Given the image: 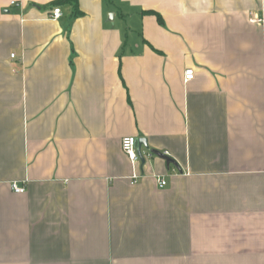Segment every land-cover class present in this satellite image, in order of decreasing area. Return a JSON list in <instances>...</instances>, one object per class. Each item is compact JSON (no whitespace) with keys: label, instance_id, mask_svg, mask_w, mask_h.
Returning <instances> with one entry per match:
<instances>
[{"label":"crops","instance_id":"crops-1","mask_svg":"<svg viewBox=\"0 0 264 264\" xmlns=\"http://www.w3.org/2000/svg\"><path fill=\"white\" fill-rule=\"evenodd\" d=\"M57 1L0 0V264H264V0Z\"/></svg>","mask_w":264,"mask_h":264},{"label":"built area","instance_id":"built-area-1","mask_svg":"<svg viewBox=\"0 0 264 264\" xmlns=\"http://www.w3.org/2000/svg\"><path fill=\"white\" fill-rule=\"evenodd\" d=\"M15 3H13L14 5ZM63 14H62V10L58 7L54 8L51 12V18L53 20H60L62 18ZM11 58L14 59L15 58V54H11ZM195 77V72L194 70L188 69L185 72V81H192ZM121 146H122V151L124 153V155L129 159V161H131L133 166H136L137 164L142 163V161H147L149 159H151L152 157H154V154L151 151H148L147 153L142 152L141 156L138 153V139L135 137H131V136H126V138H124L121 141ZM165 156H168L169 154L167 152L164 153ZM141 159H143L141 161ZM140 178L139 176H137L136 174H133V180L134 182L137 181V179ZM167 186V182L164 178H158V187L160 189H163ZM13 190L15 193L17 194H24L25 192V187L23 186H19L17 184H13Z\"/></svg>","mask_w":264,"mask_h":264},{"label":"trees","instance_id":"trees-1","mask_svg":"<svg viewBox=\"0 0 264 264\" xmlns=\"http://www.w3.org/2000/svg\"><path fill=\"white\" fill-rule=\"evenodd\" d=\"M106 5H112V0H104ZM62 5H68L72 8V14L77 17L81 15V11L79 9V0H59L55 2L52 7H59ZM149 14H154L158 17L159 21L161 22V17L154 11L149 12Z\"/></svg>","mask_w":264,"mask_h":264},{"label":"water","instance_id":"water-1","mask_svg":"<svg viewBox=\"0 0 264 264\" xmlns=\"http://www.w3.org/2000/svg\"><path fill=\"white\" fill-rule=\"evenodd\" d=\"M138 146H139V148H138V153H139V155L141 156V154H142V147H143V146H147V145H146V140H145V139H141V140H139V141H138ZM152 153H153L155 156H158V157H160V158L166 160L168 166H171V164L176 165V162L174 161V159H172V158L170 159L168 156H165L163 152H160V151H157V150H156V151H152ZM142 160H143V159H141V161H142ZM143 161H144V160H143Z\"/></svg>","mask_w":264,"mask_h":264}]
</instances>
